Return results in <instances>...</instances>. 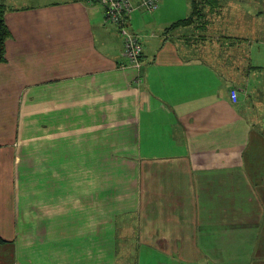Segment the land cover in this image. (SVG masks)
I'll return each instance as SVG.
<instances>
[{
	"label": "crops",
	"instance_id": "crops-1",
	"mask_svg": "<svg viewBox=\"0 0 264 264\" xmlns=\"http://www.w3.org/2000/svg\"><path fill=\"white\" fill-rule=\"evenodd\" d=\"M219 2H135L138 74L99 0H0V264H264V0Z\"/></svg>",
	"mask_w": 264,
	"mask_h": 264
},
{
	"label": "built area",
	"instance_id": "built-area-1",
	"mask_svg": "<svg viewBox=\"0 0 264 264\" xmlns=\"http://www.w3.org/2000/svg\"><path fill=\"white\" fill-rule=\"evenodd\" d=\"M135 2L138 3L137 8L148 13L156 11L159 7V0H99L104 10L106 22L117 29L123 41L125 62L121 64V69L130 68L139 74L142 69L143 46L141 38L129 29V18L136 9ZM136 81L138 84L142 83L140 75H137ZM230 98L233 103H236L238 101L237 91H231Z\"/></svg>",
	"mask_w": 264,
	"mask_h": 264
},
{
	"label": "trees",
	"instance_id": "trees-1",
	"mask_svg": "<svg viewBox=\"0 0 264 264\" xmlns=\"http://www.w3.org/2000/svg\"><path fill=\"white\" fill-rule=\"evenodd\" d=\"M219 1L220 0H189L191 5V16L198 14H212L216 7L219 6ZM5 11L6 9L0 5V64L5 61V45L8 38L10 37V32L5 23ZM178 24L180 23L174 24L173 27L177 26ZM4 243L5 241L0 237V245Z\"/></svg>",
	"mask_w": 264,
	"mask_h": 264
}]
</instances>
